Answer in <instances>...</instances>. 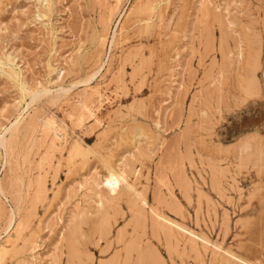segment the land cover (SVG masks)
Wrapping results in <instances>:
<instances>
[{
  "label": "rangeland",
  "instance_id": "1",
  "mask_svg": "<svg viewBox=\"0 0 264 264\" xmlns=\"http://www.w3.org/2000/svg\"><path fill=\"white\" fill-rule=\"evenodd\" d=\"M151 1L156 15L147 23L132 16L122 24L132 3ZM205 3L207 13L201 10ZM114 31L118 44L111 46ZM98 51L101 61L94 63ZM95 89L104 94L102 102L94 100L92 114L80 115L79 100ZM45 90L49 92L42 94ZM18 114L24 117L20 130L30 118H37L40 126L51 114L68 128L54 123L48 133L38 127L20 137L10 165L0 149V243L7 236L13 239L1 264H69L66 222L73 214L94 215L92 180L119 162L127 165V185L145 192L143 223L138 230L129 221V198L123 196L128 190L120 184L114 193L119 209L109 208L115 215L107 239L113 248L101 253L105 240L95 242L88 220L82 229L90 236L79 237L75 264H99L115 251L123 256L131 238L150 244L162 264H239L240 259V264H264V0H0V136ZM51 138H57L53 143L58 147L49 151ZM78 141L87 154L71 158L70 149ZM255 148L261 160L239 159ZM29 179L34 187L28 190ZM37 180L46 189L33 197ZM150 208L210 245L202 247L198 239L196 250H190L191 241L181 233H175L178 243L172 239L167 244L162 232H152ZM9 215L14 217L10 226ZM20 220L25 226L17 236ZM121 230L124 241L117 243Z\"/></svg>",
  "mask_w": 264,
  "mask_h": 264
},
{
  "label": "bare ground",
  "instance_id": "2",
  "mask_svg": "<svg viewBox=\"0 0 264 264\" xmlns=\"http://www.w3.org/2000/svg\"><path fill=\"white\" fill-rule=\"evenodd\" d=\"M116 2H117V4L121 1V0H115ZM134 1H136V0H134ZM201 1V0H200ZM207 1V0H206ZM49 3V2H48ZM201 3V2H200ZM200 5V4H199ZM204 6H203V9H201L204 13H207V11H208V9H207V3H205V4H203ZM183 8H185V7H183ZM263 8V7H262ZM112 9V8H111ZM125 9V8H124ZM185 11V10H184ZM183 11V12H184ZM156 11L154 10V6L152 5V1H151V4H149L148 2L147 3H132L131 4V6L128 8V10L127 11H125V13H124V17H123V20H122V24L124 23V20H131L132 19V16H134V17H137L136 18V20H140L141 22H143V23H147L149 20H150V18H151V15H153V14H155L156 15V13H155ZM40 13H42V12H39V14H38V17H42V14H40ZM182 13V12H181ZM111 14H113V12H111ZM160 14V13H159ZM130 15H131V18H130ZM111 16H113V15H111ZM122 17V16H121ZM158 17L161 19L162 17L161 16H157V19H158ZM181 17H183V15L181 16ZM109 18H111V17H109ZM109 18H107V19H109ZM119 18V17H118ZM106 19V20H107ZM114 19V18H113ZM161 21V20H160ZM227 21V20H226ZM106 22V21H105ZM107 22L109 23V20H107ZM129 22V21H128ZM128 22H127V24H128ZM162 22V21H161ZM160 22V23H161ZM230 24V23H229ZM111 25V24H110ZM162 25V24H161ZM158 26V25H157ZM111 27V26H110ZM150 26H147V28H145V29H148ZM160 27V26H159ZM158 27V28H159ZM116 28V27H115ZM109 29V28H108ZM156 29V28H155ZM115 30V29H114ZM232 31V30H231ZM115 32L116 31H114L113 32V35H112V38H111V41H110V45L111 46H114L115 44H118L117 42H118V35H116L115 34ZM108 34V33H107ZM106 34V35H107ZM101 35V34H100ZM106 35L104 36V37H106ZM100 38H102V37H100ZM254 38V37H253ZM104 39V38H103ZM253 40V39H252ZM255 40V39H254ZM170 41V40H169ZM166 42V41H165ZM171 42V41H170ZM99 43H102V44H104L103 42H102V40H100L99 39ZM163 43V42H162ZM221 43V42H220ZM223 43V42H222ZM256 43V42H255ZM101 44V45H102ZM253 44V43H252ZM222 45H224V44H222ZM116 46V45H115ZM164 46V45H163ZM251 46V45H250ZM253 46H255V45H253ZM102 47H104V45L102 46ZM223 47V46H222ZM111 48V47H110ZM113 48V47H112ZM111 48V49H112ZM167 48H168V46H167ZM166 48V49H167ZM110 49V50H111ZM166 49H165V51H166ZM169 49H170V47H169ZM224 49V48H223ZM162 50V49H161ZM173 50V49H172ZM255 50V49H254ZM257 51V50H256ZM101 51H98L97 53H95L96 55H95V57H94V63H98V62H100L101 61V56L102 55H100L99 53H100ZM139 52H141V51H139ZM162 52H164V50H162ZM135 53V52H134ZM142 53V52H141ZM160 53V52H159ZM166 53V52H165ZM254 53V52H253ZM148 54H149V52H148ZM250 54V53H249ZM256 54H257V52H256ZM137 55V54H136ZM139 55V54H138ZM141 55V54H140ZM166 55V54H165ZM105 56V55H104ZM145 56V55H144ZM163 56V55H162ZM170 56V55H169ZM253 56V55H252ZM134 57V56H133ZM140 57V56H139ZM250 57V56H249ZM136 58V57H135ZM169 58V57H168ZM171 58V57H170ZM254 58H256V57H254ZM251 59V58H250ZM249 59V60H250ZM157 60H159L158 58H157ZM167 60H170V59H167ZM256 60V59H255ZM139 61V60H138ZM258 61V60H257ZM133 62V61H132ZM166 63V62H165ZM161 64V63H160ZM162 64H164V63H162ZM167 64V63H166ZM254 64L256 65V63L254 62ZM254 64H252V65H254ZM135 65V64H134ZM164 66H166L165 64H164ZM159 67V66H158ZM157 67V68H158ZM161 67V66H160ZM61 68V67H60ZM59 68V69H60ZM101 68V67H100ZM222 68V67H221ZM132 69H134V68H132ZM140 69V68H139ZM163 69V68H162ZM165 69H167V67L165 68ZM64 70V69H63ZM100 70V69H99ZM135 70V69H134ZM161 70V69H160ZM169 70V69H168ZM61 71V70H60ZM158 71V70H157ZM162 71H164V69L162 70ZM251 71V70H250ZM62 72V71H61ZM140 72V71H139ZM235 72V71H234ZM60 73V72H59ZM100 73V72H99ZM95 74H97V73H95ZM158 74H159V72H158ZM92 75V74H91ZM96 76V75H95ZM138 76H140V75H138ZM144 76V75H143ZM249 76H250V74H249ZM88 78V77H87ZM91 78V77H90ZM90 78L89 79H86V81H90ZM255 77H253V79H254ZM94 79V78H93ZM92 79V80H93ZM253 79H251V80H248V81H252ZM142 80H143V78H142ZM256 80V79H255ZM81 82V81H80ZM147 82V81H146ZM86 82H84V84H85ZM89 83V82H88ZM140 83V82H139ZM255 83H257V82H255ZM72 84V83H71ZM253 84V83H252ZM248 85V84H247ZM99 86V85H98ZM156 85H154V87H155ZM250 86H251V82H250ZM253 87H254V84L252 85ZM89 87V86H88ZM90 88H93V86L92 87H90ZM95 88V87H94ZM93 88V89H94ZM157 88V87H156ZM250 88V87H249ZM252 88V87H251ZM255 88H257V86H255ZM255 88H254V90H255ZM92 89V90H93ZM63 89L61 88L60 89V91H62ZM66 90V89H65ZM91 90V91H92ZM136 90V89H135ZM249 90V89H248ZM253 90V89H252ZM41 91V90H40ZM104 91V90H103ZM246 91V90H245ZM49 92V90H45L44 92H42V94H45V93H48ZM90 92V91H89ZM88 92V93H89ZM250 92V91H249ZM248 92V93H249ZM256 92V91H255ZM250 93H252V92H250ZM51 94V93H50ZM55 94V93H54ZM59 94V93H58ZM61 94V93H60ZM90 94V93H89ZM53 95V94H52ZM63 95V94H62ZM35 96H36V93H35ZM50 96V95H49ZM65 96V95H64ZM246 96V95H245ZM45 97V96H44ZM60 97H62V96H60ZM59 97V98H60ZM104 97V94L101 92V90H99V89H95L90 95H85V96H83L80 100H79V109L78 110H80L81 111V113L79 112V114L80 115H83V114H85V113H88V114H92V103H93V101L94 100H97L99 103H101L102 102V98ZM43 98V97H42ZM41 98V99H42ZM41 99H40V101H41ZM52 99H54V98H52ZM56 99H58L57 97H56ZM60 99H62V98H60ZM67 99V98H66ZM64 100V99H63ZM135 100V99H134ZM43 101V100H42ZM133 101V100H132ZM44 102V101H43ZM48 102H50L49 100H48ZM52 102V101H51ZM55 102H56V100H55ZM54 102V103H55ZM135 103L137 102V101H134ZM133 102V103H134ZM30 103H32V101H30ZM29 103V104H30ZM42 103V102H41ZM53 103V102H52ZM106 102H104V104H105ZM95 104H96V102H95ZM95 104H93V105H95ZM103 104V105H104ZM132 104V103H131ZM138 104V103H137ZM133 105V104H132ZM99 106V105H98ZM97 106V107H98ZM140 106V105H139ZM142 106V105H141ZM101 107V106H100ZM130 108H131V105L129 106ZM129 107H128V109H129ZM147 107V106H146ZM145 108V107H144ZM97 109H100V108H97ZM102 109V108H101ZM133 108H131V110H132ZM135 109V108H134ZM96 110V109H95ZM25 112V111H24ZM23 112V113H24ZM203 112V111H202ZM97 113H98V111H97ZM207 113V112H206ZM50 114V113H49ZM96 114V113H95ZM18 115H20V114H18ZM17 115V116H18ZM21 115H23V114H21ZM19 116L18 118H16L6 129H4V131H3V133H2V135L0 136V149H3L4 150V153H5V155H6V157H7V164H9L10 163V160H9V157H11V155H12V153H13V149H14V147H15V143L16 142H18V140L20 139L21 140V138L20 137H22V139H24L25 138V136L26 135H31V133L32 132H34L35 130H37V128L38 129H40V131L41 132H44V133H48L49 131H50V129H51V127H52V125L54 124V123H58L55 119V117L53 118L52 117V114L50 115V116H44L43 118H44V120H43V123L40 125V126H38V120H37V118H36V120L35 119H33V118H30L28 121H27V123L23 126V128H22V130H20V125L22 124V122H23V120H24V117L23 116ZM202 115H203V113H202ZM16 116V117H17ZM32 116H35L36 117V115L34 114V115H32ZM76 117H77V115H75ZM86 116V115H85ZM206 116V115H205ZM79 117V116H78ZM93 117V116H92ZM84 118H87V117H84ZM89 118H90V116H89ZM88 118V119H89ZM77 120H79V119H77ZM81 120H82V118H81ZM62 121V120H61ZM74 122V121H73ZM76 122V121H75ZM83 123V122H82ZM87 123V122H86ZM60 126H61V128L63 129V130H65V131H67L66 130V128H68V127H66L65 126V124L64 123H58ZM76 124V123H75ZM95 125H96V123H94ZM82 125V124H81ZM135 126H136V124H135ZM0 127H2V126H0ZM74 127H77V125L75 126L74 125ZM85 127V126H84ZM89 127H90V125H89ZM80 128V127H79ZM86 128V127H85ZM75 129V128H74ZM78 129V128H77ZM133 129H134V127H133ZM132 128L130 129V130H133ZM93 130V129H92ZM124 130V129H123ZM136 130V129H135ZM1 131V130H0ZM74 131V130H73ZM83 132V131H82ZM131 132V131H130ZM73 133V132H72ZM95 133V132H94ZM125 133V132H124ZM34 134V133H33ZM64 135H65V133L63 134V135H61V140L64 138ZM67 135L68 134H66V138H67ZM88 135V134H87ZM99 135V134H98ZM47 136V135H46ZM75 136V135H74ZM33 137V136H32ZM81 137V136H80ZM259 137V136H258ZM65 138V139H66ZM82 138V137H81ZM260 138V137H259ZM28 139V138H27ZM30 139V138H29ZM36 139V138H35ZM71 139V138H70ZM102 139V138H101ZM53 140H57V138H51V142L49 143V148H50V150L49 151H51L52 149H54L55 148V146H57L56 144H55V142L53 143ZM60 140V141H61ZM252 140H253V138H252ZM39 141V140H38ZM44 141V140H43ZM60 141H59V143H60ZM71 141V140H70ZM82 141V140H81ZM135 141V140H134ZM243 141H244V139H243ZM257 141V140H256ZM84 142V141H83ZM98 142H99V140H98ZM97 142V143H98ZM101 142V141H100ZM140 142V141H139ZM242 142V141H241ZM247 142V141H246ZM250 142V140H248V143ZM259 142V141H258ZM19 143H21V142H19ZM27 143V142H26ZM33 143V142H32ZM36 143H38V142H36ZM66 143V142H65ZM76 144H73L72 145V148L70 149V157L72 158H75V156H85L86 154H87V151H85V150H83V147H81V142H75ZM77 143H79V144H77ZM238 143V142H237ZM240 143V142H239ZM238 143V144H239ZM256 143V142H255ZM262 143H264V142H262ZM261 143V144H262ZM55 144V145H54ZM93 144H94V142H93ZM241 144V143H240ZM242 144H243V142H242ZM21 145V144H20ZM34 145V144H33ZM63 145V144H62ZM92 145V144H91ZM98 145V144H97ZM102 145V144H101ZM237 145V144H236ZM235 145V146H236ZM250 145H252V143L250 142ZM254 145V144H253ZM17 146V145H16ZM139 146L141 147V145L139 144ZM234 146V147H235ZM242 146V145H241ZM258 146V145H257ZM260 146H262V145H260ZM28 147V146H27ZM58 147V146H57ZM57 147H56V149H57ZM71 147V146H70ZM136 147V146H135ZM237 147L239 148V145H237ZM236 147V148H237ZM250 147H252V146H250ZM253 147H255V146H253ZM34 148V147H33ZM90 148V147H89ZM100 148H102V147H100ZM236 148H233V149H236ZM247 148H248V146L246 147V145H245V147H244V149L245 150H247ZM69 149V148H68ZM91 149V148H90ZM89 149V150H90ZM95 149H98V148H95ZM94 149V150H95ZM137 149V148H136ZM219 149V148H218ZM250 149V148H249ZM15 150V149H14ZM93 150V149H92ZM92 150H90V151H92ZM94 150H93V152H94ZM100 150V149H99ZM131 150V149H130ZM222 150V149H221ZM239 150V149H238ZM237 150V151H238ZM241 151H242V149H240ZM240 150H239V156H240ZM244 150V151H245ZM1 151V150H0ZM25 151H27V150H25ZM59 151H62V150H59ZM137 151H138V149H137ZM224 151V150H223ZM15 152V151H14ZM30 152V151H29ZM98 152V151H97ZM134 152V151H133ZM141 152V154L143 153L142 151H140ZM139 152V153H140ZM147 152V151H146ZM26 153V152H25ZM63 153V152H62ZM96 152H94V154H95ZM129 153V152H128ZM137 153V152H136ZM243 153H245V152H243ZM53 154V153H52ZM69 154H67V155H69ZM93 154V153H92ZM97 154V153H96ZM121 154V153H120ZM138 154V153H137ZM262 153H261V151H260V149L259 148H255L253 151L251 150V152H249V151H247L244 155H241L240 156V160L241 161H248L249 160V158L250 157H252V156H255V157H257V159H259V160H261L262 159V157L260 156ZM1 155V154H0ZM50 155H51V153L49 154V156L48 157H50ZM129 155V154H128ZM143 156H144V154H142ZM238 155V154H237ZM45 156V155H44ZM131 156H132V154H131ZM138 156V155H137ZM148 156H149V154H148ZM13 157V156H12ZM11 157V158H12ZM41 157V156H40ZM51 157H52V155H51ZM56 157V156H55ZM61 157V156H60ZM123 157V156H122ZM121 157V158H122ZM133 157V156H132ZM135 157H136V155H135ZM237 157V156H236ZM24 158H25V156H24ZM47 158V157H46ZM45 158V159H46ZM54 158V157H53ZM57 158V157H56ZM55 158V159H56ZM124 158V157H123ZM142 158V157H141ZM140 158V159H141ZM41 159V158H40ZM44 158H43V160H45ZM61 159V158H60ZM65 159V158H64ZM89 159V158H88ZM50 160V159H49ZM57 160H59V159H57ZM63 160V159H62ZM77 160V159H76ZM75 160V161H76ZM126 160V159H125ZM124 160V161H125ZM129 160H130V158H129ZM134 161H135V159H133ZM132 160V161H133ZM72 161H73V159H72ZM117 161V160H116ZM123 161V160H122ZM128 161V160H127ZM39 162V161H38ZM43 162V161H42ZM41 162V163H42ZM45 162H46V160H45ZM70 162V161H69ZM81 162V161H80ZM119 162V161H118ZM136 162V161H135ZM137 162H139V161H137ZM260 162H262V161H260ZM40 163V162H39ZM40 163V164H41ZM48 164H50L49 163V161L47 162ZM60 163V161L58 162V164ZM66 163V162H65ZM75 163V162H74ZM76 163H77V161H76ZM76 163L75 164H73L74 166L76 165ZM253 163H254V161H253ZM259 163V162H258ZM43 164H45V163H43ZM43 164L41 165V166H43ZM67 164V163H66ZM83 164V163H82ZM10 165V164H9ZM56 165H57V163H56ZM63 165V164H62ZM108 165V164H107ZM263 165H264V163H263ZM49 165H47V167H48ZM58 166V165H57ZM69 166V165H68ZM68 166H67V168H68ZM106 166V165H105ZM126 163L125 162H119V164L117 165V166H106V171H105V173L103 174V176L101 177V178H97L96 179V177H95V179L93 178V180H92V183H91V185H92V189H94L95 191H94V196L96 197V204H95V202H94V204L96 205L95 207L97 208V210H96V212L95 211H93L94 212V215L92 216L91 215V217H89V216H87L86 214V216H84V218H81L79 215L80 214H75L76 215V217L74 216V214H73V216L68 220V222H66V226H67V228L65 229V230H67V232H66V235H65V237H64V239H65V243H66V248H67V260H68V263L69 264H75V262L79 259V250L80 249H78V243L80 242L79 241V237H81V236H86V237H88V236H90L89 234L90 233H87V234H85L84 233V231L85 230H83L82 229V223H87V221L88 220H90L89 221V225H90V227H91V235H93V234H96L97 235V241H95V242H98V244L99 243H101L102 242V240H105V245L103 246V249L101 250V253H103V254H106L107 252H109L112 248H111V242L108 240L107 241V239H108V237H109V235L112 233L111 232V228H112V219L114 218V216L115 215H113L112 216V214H110L109 213V208H114V206H118V208L117 209H119V204L116 202V200H117V198L115 197V196H117V195H114V193L116 192V190H119L120 188H119V185L120 184H125L126 185V187H125V189L127 188V192H125V191H121L122 193H124L123 194V196H125L126 195V197L127 198H129V200H128V205H126V206H128L129 207V209H130V211L132 212V215L130 216L131 217V219L129 220V221H131V223H132V225L134 226V227H136L137 226V228H138V226L139 225H142L141 224V222L143 223V221H142V218L145 216V209L147 208L146 206H147V202H146V197H145V192L143 193V192H140L139 190L138 191H136L135 189H134V186L133 185H131V186H133V187H131V186H129V185H127V181H128V179L126 180V174L127 173H125L126 172ZM15 167V166H14ZM13 167V168H14ZM56 167V166H55ZM133 167V166H132ZM211 167V166H210ZM215 167V166H214ZM257 167V166H256ZM264 167V166H263ZM212 168V167H211ZM14 169H16V168H14ZM57 169V168H56ZM56 169H55V171H56ZM95 169V168H94ZM94 169H92L93 171H94ZM217 169V168H216ZM68 170H70V169H68ZM67 170V171H68ZM96 170V169H95ZM222 170V169H221ZM44 171V170H43ZM45 172V171H44ZM137 172V171H136ZM135 172V173H136ZM16 173V172H15ZM99 173V172H98ZM131 173V172H130ZM139 173V172H138ZM261 173H262V171H261ZM18 174V173H17ZM56 174V173H55ZM16 175V174H15ZM91 175V174H90ZM94 175H95V173H94ZM100 175H102V174H100ZM215 175H217V174H215ZM46 176H47V174H46ZM46 176H45V178H46ZM85 176V175H84ZM11 177V176H10ZM43 177V175L42 176H40V178H42ZM99 177V176H98ZM7 178V177H6ZM12 178V177H11ZM19 178V177H18ZM85 178V177H84ZM134 178H136V176H134ZM215 178H216V176H215ZM32 179V178H31ZM38 179V178H37ZM87 179V178H86ZM130 179V178H129ZM212 179H213V177H212ZM43 180V179H42ZM42 180H37V181H35V190H34V195H33V197H39V195L40 194H43L44 193V191H45V189H46V187L44 186V183H43V181ZM134 180V179H133ZM217 180V179H216ZM215 180V182H214V180H213V182L214 183H218V180L216 181ZM84 181V180H83ZM90 181H91V179H90ZM129 181H131V180H129ZM185 181V180H184ZM212 181V180H211ZM213 182H211V183H213ZM20 183H22V182H20ZM32 183H34L32 180H30L29 179V181L27 182V189L29 190V188H30V186H32L33 184ZM83 183V182H82ZM133 183V182H132ZM216 183V184H217ZM22 185V184H21ZM47 185V184H46ZM89 185V184H88ZM87 185V186H88ZM135 185V184H134ZM214 185V184H213ZM218 185V184H217ZM85 186H86V184H85ZM187 186V185H186ZM215 186V185H214ZM16 187V186H15ZM19 187V186H18ZM33 187H34V185H33ZM45 187V188H44ZM213 187V186H212ZM119 188V189H118ZM214 188V187H213ZM256 188V187H255ZM3 189H4V185H3V181H0V191L1 192H3ZM124 189V190H125ZM217 189V188H216ZM28 190H27V192H28ZM146 190V189H145ZM256 190V189H255ZM89 192H92L91 191V189H90V191ZM118 192H120V191H118ZM118 192H117V194H118ZM48 193V192H47ZM122 193H121V195H122ZM184 193H186L185 191H184ZM147 194V193H146ZM188 194V193H187ZM223 194V193H222ZM31 196V195H30ZM189 196V195H188ZM122 198V197H121ZM121 198H118V199H121ZM46 199V198H45ZM91 199V198H90ZM89 199V200H90ZM160 199V198H159ZM159 199H157L158 201H159ZM187 199V198H186ZM44 200V199H43ZM88 200V199H87ZM125 201H126V199H124ZM162 200V199H161ZM170 200V199H169ZM189 200V199H188ZM187 200V201H188ZM120 201V200H119ZM124 201V202H125ZM176 201V200H175ZM174 201V199H173V201H172V203H174V205L176 204V202ZM121 202H122V200H121ZM120 202V203H121ZM163 201H161V203H162ZM171 202V201H170ZM83 203H84V201H83ZM91 203V202H90ZM89 203V204H90ZM126 203V202H125ZM155 203V202H154ZM158 203V202H157ZM166 203V202H165ZM164 203V204H165ZM38 204V203H37ZM80 204V203H79ZM85 204H87V203H85ZM84 204V205H85ZM93 204V203H92ZM83 205V206H84ZM158 206V205H157ZM165 206V205H164ZM34 207H35V205H34ZM80 206H78V208H79ZM92 207V206H91ZM146 207V208H145ZM81 209H82V207H80ZM85 208V207H84ZM87 208H88V206H87ZM149 208V207H148ZM151 208H154L153 206L151 207ZM150 208V213H151V219H152V225H153V230L154 231H152L153 233H154V235L156 236V235H158V232L160 231V232H162L163 234H164V236H165V238H166V240H167V244H168V242L169 241H171L172 239H174L175 240V243H178L179 242V240L177 239V237H176V235H175V233H181V234H183L184 236H186L190 241H191V245H189L190 246V250L192 249V250H196V243H197V241H198V239H200V241H201V243H202V247H208V243H209V241L208 240H205V239H203V238H205V237H203V238H201V237H199V236H196L194 233H192L191 232V230L189 231V230H187V228L185 229V228H183L182 226H180V224L178 225V224H176L175 222H173V221H171V220H169L168 218H166V217H164V214H163V216L159 213V212H157V211H155V210H152ZM115 210V212L114 213H117V214H119V216H120V213H121V215H122V212L121 211H119V210ZM180 207H179V211H180ZM88 210V209H87ZM91 210V209H90ZM111 210V209H110ZM114 210V209H113ZM14 211V210H13ZM92 211V210H91ZM72 212H74L75 213V211H72ZM77 212V211H76ZM79 212V211H78ZM93 212H91V213H93ZM81 213H83V212H81ZM126 213V212H125ZM162 213V212H161ZM90 214V213H89ZM71 215H72V213H71ZM147 215V214H146ZM167 215V214H166ZM119 216H118V218H119ZM126 216V215H125ZM77 217H79L78 219H77ZM93 218V219H92ZM145 218V217H144ZM144 218H143V220H144ZM149 218H150V216H149ZM26 219V218H25ZM124 219V218H123ZM150 219V220H151ZM114 221H115V219H114ZM127 221V220H126ZM175 221V220H174ZM178 222V221H177ZM12 223H14V217L12 216V215H9V219H8V226H10ZM114 223V222H113ZM148 223V222H147ZM146 225H148V224H146ZM151 225V224H150ZM24 226H25V222H23V221H19V222H17L16 223V225H15V232H16V234H17V236H19L20 234H19V232H21L22 230H23V228H24ZM185 226V225H184ZM89 227V226H88ZM118 227H120V226H118ZM124 227V226H123ZM129 227V226H128ZM186 227V226H185ZM11 228V227H10ZM127 228V227H126ZM136 228V229H137ZM150 229H152L151 227H150ZM88 230H89V228H88ZM138 230H139V228H138ZM118 231V230H117ZM137 231V230H136ZM127 232V231H126ZM157 233V234H156ZM16 234H15V236H16ZM113 234V233H112ZM142 234V233H141ZM130 235V234H129ZM128 235V236H129ZM153 235V234H152ZM161 236V235H160ZM163 236V235H162ZM112 237V236H111ZM133 237V236H132ZM137 237V236H136ZM139 237V236H138ZM10 237L9 236H7V238L4 240V241H2L1 243H0V264H1V262H2V260L4 259L5 260V256L7 255V253H8V251H9V246H10V244H9V242L11 241V240H13L12 238H11V240L9 239ZM16 238V237H15ZM22 238V237H21ZM125 238H126V236H125ZM143 238V237H142ZM147 238V237H146ZM160 238V237H159ZM154 239H156V238H154ZM181 239V238H180ZM24 240V239H23ZM82 240V239H81ZM159 240V239H158ZM182 240V239H181ZM180 240V241H181ZM188 240V241H189ZM89 241H90V239H89ZM112 241H113V239H112ZM122 241H124V232L121 230V231H119L118 233H117V235H116V242L117 243H119V242H122ZM146 241H148V240H146ZM145 241V242H146ZM150 241V240H149ZM185 241H187V240H185ZM18 242V241H17ZM24 242V244H25V241H23ZM87 242V241H86ZM91 242V241H90ZM144 242V243H145ZM173 242V241H172ZM26 243H27V240H26ZM35 243V242H34ZM81 243H82V241H81ZM80 243V244H81ZM113 243V242H112ZM174 243V244H175ZM195 243V244H194ZM182 244V243H181ZM214 244V243H213ZM124 245V244H123ZM166 245V244H165ZM170 245V244H169ZM171 245H172V243H171ZM170 245V246H171ZM209 245H210V243H209ZM217 245V244H216ZM82 246V245H81ZM99 246V245H98ZM176 246V245H175ZM213 246V245H212ZM215 246V245H214ZM213 246V247H214ZM219 246V245H218ZM96 247V246H95ZM153 247V246H152ZM180 247V246H179ZM221 247V246H220ZM12 248V247H11ZM32 248H34V247H32ZM65 248V249H66ZM122 248H123V246H122ZM165 248H167V251H168V247H165ZM172 248V247H171ZM170 247H169V249H171ZM187 248V247H186ZM216 248H218V247H216ZM16 249V248H15ZM83 249V248H82ZM81 249V250H82ZM86 249V248H85ZM156 249V248H155ZM183 249V248H182ZM218 249H220V248H218ZM14 250V249H13ZM172 250V249H171ZM170 250V251H171ZM86 251V250H85ZM123 251H124V254H123V256L120 254V252H116L115 251V253L111 256V258L109 259L108 257V259L106 260V261H104V259L102 260V259H100V262H99V264H116V263H118V264H129L130 262H133L134 264H162L161 263V261L163 262V260H162V258H161V256H160V258L158 257V252L156 253V251H154L152 248H151V245L150 244H147V243H145V244H143V242L142 241H140L139 239H137V238H131V239H129L128 241H126V244L124 245V248H123ZM166 251V252H167ZM186 251V250H185ZM221 251V250H220ZM225 251V250H224ZM228 251V250H227ZM100 252V251H99ZM215 252L216 253H219L218 252V250H216L215 249ZM223 252V251H222ZM229 252H231V251H229ZM12 253H13V251H12ZM80 253H81V251H80ZM89 253V252H88ZM181 253H182V251H181ZM184 253V252H183ZM221 253V252H220ZM9 254V253H8ZM16 254V253H15ZM92 254V253H91ZM170 254V253H169ZM199 254V253H198ZM232 254H234L233 256H234V258H236L235 257V253L233 252ZM232 254H230V255H232ZM171 255V254H170ZM173 255V254H172ZM171 255V256H172ZM229 255V256H230ZM89 256V255H88ZM182 256H183V254H182ZM222 256V255H221ZM220 256V257H221ZM232 256V257H233ZM105 257V256H104ZM56 258V257H55ZM120 258H122L123 260H122V262H120ZM224 258V257H223ZM243 258V257H242ZM226 259V258H225ZM55 260H57V259H55ZM83 260V259H82ZM98 260V259H97ZM213 260V259H212ZM223 260V259H222ZM233 260V259H232ZM241 260V259H240ZM240 260H239V264H240ZM249 260V259H248ZM248 260H246V261H248ZM54 261V260H53ZM226 262L228 261V258L225 260ZM245 261V260H244ZM243 261V262H244ZM251 261V260H250ZM249 261V262H250ZM253 261V260H252ZM260 261V260H259ZM57 262H58V260H57ZM83 262V261H82ZM87 262H88V260H87ZM229 262V261H228ZM227 262V263H228ZM236 262V261H235ZM234 262V263H235ZM225 263V262H224ZM230 263V262H229ZM165 264V263H164ZM233 264V263H232ZM246 264H249V263H246ZM252 264V263H251ZM254 264V263H253ZM258 264V263H257Z\"/></svg>",
  "mask_w": 264,
  "mask_h": 264
}]
</instances>
